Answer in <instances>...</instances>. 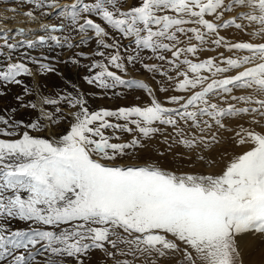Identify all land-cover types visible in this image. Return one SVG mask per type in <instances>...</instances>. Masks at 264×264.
Instances as JSON below:
<instances>
[{
    "label": "snow or ice",
    "instance_id": "obj_1",
    "mask_svg": "<svg viewBox=\"0 0 264 264\" xmlns=\"http://www.w3.org/2000/svg\"><path fill=\"white\" fill-rule=\"evenodd\" d=\"M28 2L35 10L62 8L60 17L70 23L19 27L20 40L8 32L0 36V97L9 85L23 88L15 96L18 107L0 114V264H88L96 250L112 264H243L237 238L264 235V0ZM22 15L38 21L32 10ZM108 29L135 47H124L128 54L122 55ZM229 29L250 39L220 35ZM93 39L92 56L79 52L61 63L79 68L81 59L89 60L84 67L90 74L83 77L88 85L104 92L140 90L147 101L94 110L76 85L48 96L38 83L20 79L56 68L44 62L49 57L27 53L14 62L19 49H72ZM220 48L243 55L200 60L201 52ZM144 50L152 53L147 59L161 63H145ZM137 63L153 79L157 73L167 79L157 88L125 79L128 66ZM170 91L178 94L164 100L157 95ZM20 109L35 112V119H17ZM120 133L131 138L123 141ZM157 136L169 152L180 146L209 171L124 162L137 160ZM226 142L244 150L231 156L224 151L219 160L209 155ZM220 164L219 172L211 171ZM13 220L28 229L13 230Z\"/></svg>",
    "mask_w": 264,
    "mask_h": 264
},
{
    "label": "rangeland",
    "instance_id": "obj_2",
    "mask_svg": "<svg viewBox=\"0 0 264 264\" xmlns=\"http://www.w3.org/2000/svg\"><path fill=\"white\" fill-rule=\"evenodd\" d=\"M47 2H51V0H46ZM57 3L60 5H68L73 2V0H56ZM131 2V0H130ZM15 8L17 9V12L20 13L18 16H23L22 13L26 11H34V15L38 17V21L40 22H46L48 24H59L61 20L63 19L65 23H70V20H67L66 18H61L59 13L62 10L61 9H49L48 7H43L40 10H35V3H29L28 0H0V10L9 12L11 15H16L9 11V9ZM42 13H50L49 15L45 16L42 15ZM95 22L101 23L98 17H93ZM103 26V25H102ZM111 32V29H108ZM43 33H40L41 35ZM68 33L65 32L64 35H67ZM111 34L119 40L121 43V54L127 55L128 53L124 52V47H127L129 49H132L135 47L134 44H130L129 40L126 38H123L118 33L111 32ZM91 35V33H90ZM220 35L230 38L231 40L235 41H248L250 38L249 36L237 32L235 29H229V30H222L220 32ZM72 36L74 37L73 43H75L79 37L76 36V33L73 32ZM16 37V36H15ZM23 39V37L21 38ZM20 40V39H19ZM13 42V41H10ZM259 42V41H257ZM108 43H112V40H108ZM3 44V41L2 43ZM96 44L95 39L89 41L87 44L81 45L79 48H72L69 49L66 46L64 47H57L55 44H51L50 46H41L37 47L35 49H27V48H21L18 52H15L13 54V61L15 62L17 57H20L22 53H27L30 57H37L41 58L43 56L49 57V60L44 61L51 63L55 68L56 72L54 73H47L44 75H38L36 79H33L32 77H20L24 81L26 85L34 86L35 84H39L42 88L43 94L48 96H53L57 92H62L65 89L68 91H72L71 85H76L82 93H84L87 96L88 103L90 105L91 109L99 110L101 108L104 109H110L115 110L118 107L121 106H129L133 103H142L148 100V97L140 90H129L125 88H116L113 90H109L107 92H104L103 90L93 86L88 85L83 77L86 75H89L87 68L84 67L85 65H88L90 63L89 60L81 59L80 64L81 67H76L69 63H61L62 61H68L70 58H72L76 53L83 52L86 55L92 56L93 52L95 51ZM5 51H7L5 49ZM219 53H223L225 57L228 56H236V55H243V53H229L225 51L224 48H220L215 51H204L200 53V60L209 58V57H216L219 55ZM142 55L145 57V63L148 64H160L161 62L155 59H147L152 55V53L149 50H144ZM94 59H101L100 57H93ZM170 58V56H169ZM60 61V62H58ZM29 67L33 68L35 71L36 66L35 65H28ZM129 67V72L125 76V79L129 78H135L141 81H144L148 84H150L153 88H157L158 84L161 80L167 79V77L162 76L160 73H157L155 78L153 79L152 73H149L145 71L141 64L137 63L135 65V68L132 66ZM115 71V69H112ZM166 70V66H165ZM121 74V73H118ZM173 74L174 73H170ZM235 74L234 72L229 73V75ZM123 75V74H122ZM71 82L69 84L68 82ZM114 93H119V95H115ZM23 94V88L20 86L15 85H9L7 89V95L0 97V114L4 113V110L6 108L10 109L13 107H18L15 96ZM178 93H175L173 91H170L166 94L157 93L159 98L161 100L165 99V96L167 95H177ZM234 95L240 96V95H246L247 93L241 90H234ZM139 98V99H137ZM26 99H35V96L33 97H26ZM240 106V105H238ZM51 110V108H49ZM36 113L31 110H24L20 109L17 113V119H24L25 121L35 119ZM113 122H115L113 120ZM228 123V121H225ZM231 123H244V121H236L233 120ZM247 126V125H246ZM169 132H171V129H168ZM34 135L36 133H33ZM106 134L111 135V130L107 131ZM40 135L47 136L48 133H40ZM122 136L123 141L129 140L131 137L126 133H120ZM225 138L230 135L228 133H223ZM163 137L157 136L155 139L151 140L149 143V148L147 150H139L138 151V159L137 160H126L124 162L126 163H143L145 160L150 161H159L161 166L168 169H179L180 171L184 172H206L209 171L203 164H194L192 160L188 158V154L186 153L185 149L180 146H174L171 150V152L168 151L167 145L161 143V140ZM113 142H120V141H113ZM243 148L236 147L231 142H226L222 144L220 147L216 148L212 152L209 153L212 157L219 160L220 159V153L226 151L229 156L232 155V153H239L242 152ZM160 152H163L164 155H159ZM223 167V164H220L219 167H215L211 169V171L219 172L220 169ZM13 230H27L29 225L25 222L13 220L8 225ZM253 234H251L252 236ZM261 236V234H254L252 239H255L256 237ZM264 235H262L263 237ZM239 250L241 253V260L243 264H264V257H262V253H258V250L261 248L259 246L258 248L255 246L250 247L249 243L246 245L240 246L239 242ZM37 247H40V245H37ZM256 249H253V248ZM246 250V251H245ZM253 250V251H252ZM19 254V253H17ZM264 256V255H263ZM261 258V260H260ZM179 258H177L178 260ZM259 259V260H257ZM263 259V260H262ZM38 260L41 262L43 261V257H38ZM112 264L111 260H107L106 257L103 256V254L96 250L94 251L90 258L88 264ZM172 264H176V261L174 260Z\"/></svg>",
    "mask_w": 264,
    "mask_h": 264
},
{
    "label": "bare ground",
    "instance_id": "obj_3",
    "mask_svg": "<svg viewBox=\"0 0 264 264\" xmlns=\"http://www.w3.org/2000/svg\"><path fill=\"white\" fill-rule=\"evenodd\" d=\"M4 16L9 17V19L0 20V36H2L5 32H8V34L10 36L15 37L16 36L17 27L39 29L41 24H48L46 22H40V21H37V22H34V23H29L27 21L26 17L18 16V15H15L16 18H15V20H13L11 18L14 15H11L9 12L0 10V17H4ZM9 29L11 30L10 32H9ZM40 33H42V32L38 31L36 34L39 35ZM15 38H16V40H19L22 37L16 36ZM2 41L3 40L0 39V43H2ZM253 235L251 236V234L250 235L246 234L242 238L238 237L237 238L238 242H239L240 246H242V245H246L247 246V243H249L250 247L255 246V247L258 248L259 246H261V248L258 250V253H262L261 255H262V257H264L263 256L264 255V236L263 237H262V235L258 236L255 239H252V241H251V238H254ZM255 247L253 249H256ZM257 260H259V259H257ZM260 260H261V258H260ZM255 264H257V262Z\"/></svg>",
    "mask_w": 264,
    "mask_h": 264
},
{
    "label": "water",
    "instance_id": "obj_4",
    "mask_svg": "<svg viewBox=\"0 0 264 264\" xmlns=\"http://www.w3.org/2000/svg\"><path fill=\"white\" fill-rule=\"evenodd\" d=\"M17 28H19V27H17Z\"/></svg>",
    "mask_w": 264,
    "mask_h": 264
}]
</instances>
